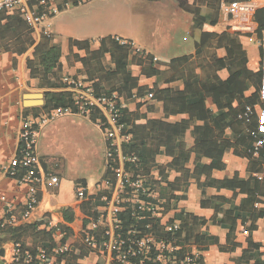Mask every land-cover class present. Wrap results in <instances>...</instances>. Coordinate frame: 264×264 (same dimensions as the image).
Listing matches in <instances>:
<instances>
[{"label":"crops","instance_id":"1","mask_svg":"<svg viewBox=\"0 0 264 264\" xmlns=\"http://www.w3.org/2000/svg\"><path fill=\"white\" fill-rule=\"evenodd\" d=\"M90 1L79 3L76 0H56L59 7L57 14L71 6L75 7ZM233 1L241 4L237 13L228 14L222 11L223 2ZM139 2L150 19L143 36L137 35L135 31L110 29L107 24H98L95 27L97 35L93 37L90 33L72 35L61 43L55 37L57 35L55 29H51L50 20L54 19L56 14L47 20L46 22L50 24L49 43L52 46H59L61 52L60 81L67 77L79 80L83 85L91 88L97 85L101 90L116 89L117 87H113V81L105 79L115 68L110 53H103L98 58H93L89 52L99 50L102 38L118 37L126 40L130 46L128 68L132 75L138 78L139 85L148 88L153 87L155 76L145 77L141 74V67L132 61L133 57L141 54L153 55L154 67L165 72L167 76L171 74L170 65L159 63L157 60L184 57L181 65L178 66L182 79L168 83L161 82L159 87L163 88L179 91L183 90L184 80L187 79H191L192 82H204L208 78L217 84L234 75V83L230 86L242 91L241 104L253 108L255 114L252 120L255 129L254 119L264 109V100L258 93L261 58L259 40L263 25L262 0H221L219 3L216 0H139ZM195 9H199L204 14L206 21L197 18ZM13 12L19 13L10 10L7 14ZM31 37L36 44L45 36L31 29ZM73 40L86 41L88 51L74 45L70 46ZM33 51L34 45L22 53L0 47V220L9 221L7 226L19 228V231L12 235V239L10 235L6 236L5 242L2 243L4 254L0 259L7 264L12 263L11 247L15 239H18L22 248L27 251L42 247L41 237L34 232L32 226L38 224L36 230L48 231L47 223L51 221L52 225L62 233L61 240L67 232L65 229L68 228L69 234L64 243L69 247L68 254L77 252L82 255L76 260V264L97 262L110 264L117 260L116 254L104 250L100 244L88 248L83 242L85 233L93 227L92 220L97 219L101 213L103 200L99 184L110 176L105 168V143L104 171L96 177L97 179L89 180L82 175L66 174L61 149L67 146V142H63V138L72 136L85 139L86 136L89 146L93 144L90 133L77 128L75 130V127L71 126L73 117L66 119L68 125L64 127H58L49 120L38 128L36 152L40 160L41 178L33 185L37 204L28 216L24 217L27 211V192L30 187L20 182L23 173L21 169L17 170L15 175H9V170L17 155L20 128L25 120L36 121L44 115L41 108L44 103L39 106H25L23 95L29 92H42L44 100V93L50 90L41 85L39 78L31 77L27 62L34 59ZM83 57H86L85 65L80 61ZM237 74L238 77L235 78ZM119 76L118 74L117 77ZM142 102L138 110L149 119L176 123L188 118L186 114L165 116L163 103L153 99L152 95L144 97ZM225 103L226 99L220 98V105ZM206 105L213 111L217 110L211 97L206 98ZM126 106L129 111L136 110L133 100L126 101ZM252 131L247 132L251 145L254 143ZM226 132L230 135L231 129L226 128ZM39 133L43 138L42 142L38 140V137H41ZM237 137L238 134L234 138L232 136L230 140L235 141ZM185 140L190 145L193 139L186 136ZM261 148L262 156H257L258 154L253 152L252 157L244 156L242 149L237 145L226 149L222 156V168L213 169L208 178L211 181H220L235 177V180H244V186L237 184L231 188H223L207 185L206 175L192 174L193 152L190 153L189 161L184 164V167L191 172L186 190L171 193L175 198L170 199L171 209H164L160 225L163 227L171 222L179 224L175 214L180 212L192 213L206 219L208 222L201 229L208 232L214 242L205 251L197 249V245L192 243L186 247L190 253L197 251L199 258H202V264H264V144ZM170 160L171 158L164 154L155 156V162L162 167L167 166ZM201 161L209 164L211 160L203 158ZM47 173L58 178L56 185L44 178L43 175ZM179 175L178 172L170 171L168 179L173 180ZM152 176L158 179L157 171H154ZM79 182L87 188V196L83 200H78L74 194V186ZM217 196L234 198L232 200L234 207L242 205V198H254L251 205L254 217L245 214L246 221L243 226H241V218L236 217L235 229L232 232L227 227L215 225L211 221L215 213V199L211 198ZM166 199L160 198L159 201ZM203 200L206 203L210 200L209 205L202 206ZM227 208L228 204L219 207L218 216L221 217ZM97 224L94 233L100 241L107 224L104 220H100ZM251 224L253 228H250ZM54 242L58 240L53 239Z\"/></svg>","mask_w":264,"mask_h":264},{"label":"trees","instance_id":"2","mask_svg":"<svg viewBox=\"0 0 264 264\" xmlns=\"http://www.w3.org/2000/svg\"><path fill=\"white\" fill-rule=\"evenodd\" d=\"M220 1L216 0L218 3ZM75 5L77 4L75 3ZM194 13L198 19L206 21V17L199 9H195ZM33 45L34 59L27 62L31 77L39 78L41 85L50 89L44 93V105L41 107L43 112L48 114L53 109L70 107L73 113H77V110L72 106V93L63 90V88H66V84L60 81L59 78L61 67L59 46H52L46 36L35 44L31 37V29L21 14L16 12L7 14V10L0 11V47L4 50L11 49L17 53H22ZM72 45L88 51L86 41L73 40L70 42V46ZM129 49V44H121L114 37L108 36L101 39L99 50L89 52V54L93 58H98L103 53H110L115 68L105 79L113 81V87L117 88L101 90L97 85H93L92 89L96 95H116L117 108L120 114L118 121L123 124L122 133L127 136V139L121 143V153L123 156L135 158L134 163H126L125 168L127 171H132L134 177L142 176L146 178V185L154 193L153 203L158 204L163 211L164 209H171L170 199L175 198L171 193L186 190V183L191 172L184 167V164L189 161L191 152L194 153L192 174L206 175L207 185L223 188H231L237 186V184L244 186L245 181L235 180V177L220 181L208 180L213 169L222 168V156L226 149L237 145L242 149L244 156H254L247 132L256 130L257 123L256 119H254L256 127L253 129V120L251 119L248 123H244L241 117L245 104L240 103L242 91L240 89L235 90L234 86H230L231 83H234V75L230 76L226 81L217 84L211 82L208 78L204 82H192L191 79H187L184 80L183 90L179 91L163 88L159 87L161 82L168 83L182 79V73L179 71L178 66L181 65L184 57L157 60L159 63H168L170 65L171 74L167 76L165 72L154 67L153 55L141 54L133 57L132 61L141 67V74L145 77L155 76L156 80L153 87L148 88L145 85H139L138 78L133 76L128 68ZM80 61L85 65L86 57L80 58ZM118 74L120 75L119 77H117ZM236 77H238V74L235 75ZM237 83L239 84L238 81ZM148 95H152L153 99L163 103L165 116L186 114L188 118L176 123L147 118L138 109L143 104L142 99ZM207 97L213 99L217 110L213 111L206 105ZM120 98L123 100L121 101ZM220 98H225L226 103L220 105ZM128 100L135 101V111L128 110L126 106V101ZM234 103L236 105H233ZM89 118L92 121H96L99 118V112L91 111ZM228 127L231 129L230 135L226 132ZM236 134H238L237 139L235 141L230 140ZM186 136L193 139L190 145L186 143ZM159 154H164L171 158L167 166L162 167L155 162V156ZM257 154V156H262V148ZM203 158L210 159V163H203L201 161ZM154 171H157L158 179L152 176ZM170 171L178 172L180 175L174 177L173 180H169ZM160 198L167 199L166 201H159ZM211 199H215V213L211 221L220 227L229 228L231 232L235 229L236 217L241 218V226L246 221V218H244L245 214L250 215L251 218L254 217L253 210H251L254 198H242V205L238 207H234L232 201L234 198L226 199L217 196ZM209 202L210 200H208V203L203 200L201 205L207 206ZM225 204H228V208L220 217L218 216V209ZM136 207V201L129 200L125 204V210L119 215L123 235L125 236L130 225H137L138 228H142L143 225L149 223V232L159 240L171 241L176 246V249L169 254L168 257L170 258L165 261L155 260V252L152 249L146 257L141 255L130 258L127 264H181L186 255L190 254L186 248L187 245L192 243L197 245V249L205 251L214 242L208 232L201 229L207 224L208 221L206 219L197 217L192 213L180 212L175 214V217L179 219L178 228L173 232H165L160 225V219L158 220L156 217L150 219L148 218L150 216L149 212H137ZM134 211L135 214L132 215ZM135 216H144L145 219L137 222ZM37 225L34 224L32 228L41 237L42 247L48 252H52L54 247L52 231L36 230ZM253 227L251 224L250 228ZM65 230L67 232L61 240L62 243H65L67 234H69L68 228ZM17 231H19L18 227L7 225L0 227V257L4 254L2 243L5 242L6 236L10 235L12 239V235ZM95 238L98 239L96 236ZM14 242H18V239H15ZM35 251L36 249L31 250L33 254ZM80 256L82 255L77 252L69 254L67 252L55 255V259L58 261L64 260L65 264H76V260ZM0 264L7 263L0 259ZM10 264L37 263L34 260L25 262L23 257L20 256L17 261ZM96 264L101 263L97 262ZM110 264L121 263L114 260ZM199 264H202V258H199Z\"/></svg>","mask_w":264,"mask_h":264},{"label":"built area","instance_id":"3","mask_svg":"<svg viewBox=\"0 0 264 264\" xmlns=\"http://www.w3.org/2000/svg\"><path fill=\"white\" fill-rule=\"evenodd\" d=\"M79 3L88 0H76ZM240 2L233 1L221 4L222 11L228 14H235L240 9ZM16 10L25 20L28 27L32 30L41 32L44 36H50V24L46 21L59 12L56 0H0V11ZM263 25L262 34L259 40L261 51L260 58V84L259 97L264 100V0H262ZM115 40L121 44H128L126 40L115 37ZM62 82L66 84V90L72 93V106L77 113L89 115L93 110L99 112V118L96 120L104 138L105 143V168L110 176L105 178L100 184L101 198L103 200L100 216L92 220V229L86 232L83 242L88 248L101 247L113 254H116L117 261L121 264H127L130 258L144 256L146 257L150 250L155 252V260L165 261L173 253L176 246L171 241L157 239L150 230V224L147 223L138 228L137 225H130L125 236L121 232V220L119 215L125 210V204L129 200H135L137 212H149L148 218L156 217L158 220L162 217L163 210L158 204L153 203L152 191L145 183V177L133 176L132 171L126 170V163H134L135 158L123 156L121 153V143L127 139L122 133L123 124L119 120V111L116 103V95L111 96L99 94L96 95L90 86L83 85L79 80L73 78H63ZM73 113L72 108H57L51 110L47 115H43L35 120H25L18 133V150L16 158L12 161L9 175H15L17 170L23 171L20 182L29 185L27 192L26 208L24 217L37 204L36 193L33 185L41 178L40 160L36 152L37 131L40 125L45 124L55 116ZM254 110L246 105L241 115L244 123H248L254 116ZM256 130L251 132L254 138L252 150L257 153L264 144V109L256 118ZM258 121L260 123H258ZM52 184L58 183V178L51 174H44ZM74 194L78 200H83L87 196V188L82 183L74 186ZM144 197V198H140ZM135 214V211L132 215ZM136 221L144 220V216H135ZM104 220L107 224L103 229L100 241L95 238L99 221ZM103 222V221H102ZM10 222L0 220V227ZM48 230L52 231V238L58 240L54 242L52 252L39 247L33 254L31 251L24 250L19 242H14L11 247L12 262L18 260L20 256L25 262L31 260L37 264H65L64 260H56L55 255L67 253L69 247L61 242L62 233L58 228L52 225L51 221L47 223ZM165 232H173L178 228V223L171 222L163 226ZM181 264H199V254L197 251L186 255Z\"/></svg>","mask_w":264,"mask_h":264},{"label":"rangeland","instance_id":"4","mask_svg":"<svg viewBox=\"0 0 264 264\" xmlns=\"http://www.w3.org/2000/svg\"><path fill=\"white\" fill-rule=\"evenodd\" d=\"M149 22L148 14L143 10L139 0H91L75 7L71 6L50 20L51 29H55L57 34L55 37L61 43L72 35H86V33H90L91 37L97 35L95 27L98 24H107L110 29L135 31L137 35L143 36ZM44 115L47 114L44 113ZM72 117L71 126L75 127V130L77 128L90 133L93 144L89 146L86 136L85 139L72 136L63 138V142H67V146L61 149L66 174L82 175L89 180L97 179L96 177L104 171L103 134L97 122L82 113L55 116L51 122L58 127H64L68 123L66 119ZM39 135L41 136V133ZM38 140L42 142V136L38 137Z\"/></svg>","mask_w":264,"mask_h":264},{"label":"water","instance_id":"5","mask_svg":"<svg viewBox=\"0 0 264 264\" xmlns=\"http://www.w3.org/2000/svg\"><path fill=\"white\" fill-rule=\"evenodd\" d=\"M25 106H39L44 103L42 92H29L23 95Z\"/></svg>","mask_w":264,"mask_h":264}]
</instances>
